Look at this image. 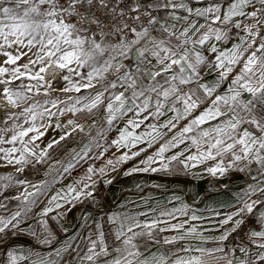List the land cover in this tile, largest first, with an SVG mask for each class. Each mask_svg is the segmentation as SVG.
Returning <instances> with one entry per match:
<instances>
[{"label": "snow or ice", "instance_id": "obj_1", "mask_svg": "<svg viewBox=\"0 0 264 264\" xmlns=\"http://www.w3.org/2000/svg\"><path fill=\"white\" fill-rule=\"evenodd\" d=\"M0 57V168L12 169L0 173V264H264V0H0ZM49 129L60 134L41 147ZM85 138L49 164L50 150ZM82 163L36 214L39 231L22 227ZM44 165L43 179L25 175ZM140 173L241 183L208 217L140 196L86 213L85 235L61 240L50 226L67 233L77 205ZM22 236L33 244L11 243Z\"/></svg>", "mask_w": 264, "mask_h": 264}, {"label": "crops", "instance_id": "obj_2", "mask_svg": "<svg viewBox=\"0 0 264 264\" xmlns=\"http://www.w3.org/2000/svg\"><path fill=\"white\" fill-rule=\"evenodd\" d=\"M214 76L215 73L210 72L208 75L209 82H211ZM151 151L152 150H149L146 154H151ZM146 154L142 153L140 158H137L124 167H131L132 163H138L139 159H142ZM202 168L203 166L193 171H201ZM138 183L146 185L143 192L137 191L135 186ZM224 183H227L229 187L222 188L220 185ZM240 183L239 179L230 182L228 178L212 177L207 173H203L202 178H193L191 175L169 177L161 173H140L134 174L131 177L120 176L118 182L103 190L100 197V204L98 206L93 207L90 204L77 205L76 208L60 221L61 224L68 228L67 233H63L55 221L49 220V223L50 226L58 232L61 240L66 239L67 236L74 235L77 232L85 235L88 229H81L79 225L83 223L82 217L86 213L102 214L101 209L104 212L117 211L120 210V205L126 198L131 197L132 199H138L140 196L150 198L149 206L171 208L173 206L179 207L182 203H185L196 209L197 215L208 217L210 216V213L206 209L215 208L226 211L227 208H222L221 206L234 203V192ZM153 185H162V187L156 188L153 187ZM173 196L179 197V199L173 200L172 203H169V200H171ZM39 212L33 211L21 226L26 228L29 225H32L37 231H39V226L37 225L39 217L36 215ZM53 215H55L54 212L50 213L49 217ZM181 219L184 218L181 217ZM191 223H195L202 227H215L214 224H210L207 221H194ZM89 224L91 225V221H89ZM217 234L216 231L205 233L208 237ZM79 242V240L76 241V243ZM11 243L17 247L28 248L33 244V239L28 236H22L11 241ZM182 243H190V241ZM56 246L58 247L59 244ZM202 246L211 247L212 242L209 241L208 244ZM35 251L40 252L42 255H47V253L51 251V247L38 246L35 248Z\"/></svg>", "mask_w": 264, "mask_h": 264}, {"label": "rangeland", "instance_id": "obj_3", "mask_svg": "<svg viewBox=\"0 0 264 264\" xmlns=\"http://www.w3.org/2000/svg\"><path fill=\"white\" fill-rule=\"evenodd\" d=\"M15 47V46H14ZM9 51H13V49H9ZM26 51V49H25ZM3 57H0V62H2ZM27 62V57L22 58L20 61H18L19 64H24ZM60 86H63L62 84ZM102 115V113H99L97 115V117H94V119H98L99 116ZM69 118V116H64V117H60V122L62 123H66V120ZM55 122V121H54ZM83 122V121H81ZM39 123V121H38ZM123 125H119V127H122ZM60 134L59 130H54V129H49L46 136L43 138L44 143L41 144V147L44 146V144H46L48 142V140L52 139L53 137H58ZM116 135L115 130L110 134V138H114ZM37 143H40L39 141ZM83 143H87V139L85 138L83 140L82 143H76L75 141H68L66 143H62L60 146L54 148L51 151V155H52V160L49 161V164L54 163L55 160H61L64 159L66 160L67 157L65 156V153L71 149V148H77V150H79V148H81L83 146ZM116 149L112 148L109 150L108 153H106V156H110L112 154V152H115ZM95 163L97 165H99L100 163H102V161H95ZM39 167V172L38 173H31V172H26L25 175L27 176L28 179L32 180L33 182H37L40 179L44 178V172L48 170V165H44V166H38ZM87 165L86 164H81V166L76 169L73 173L72 176L67 177V179H62L57 185L54 186L53 190L49 193L48 197H45L39 205H37L33 211H37L39 212L47 203V200L50 198L51 195L55 194V191L59 190L60 188L64 187L65 184L67 183H71L72 181V177L76 176L78 173L82 174L83 169L86 168ZM12 169H3L0 168V173L5 172V171H11ZM15 190L6 193V195H11L13 194ZM18 202L17 201H13L9 204V209L10 210H14L17 206ZM0 215H7V213L4 212L3 209H0ZM190 243L192 244H196L198 243L197 241H190Z\"/></svg>", "mask_w": 264, "mask_h": 264}]
</instances>
